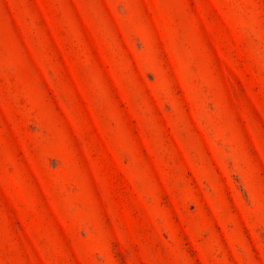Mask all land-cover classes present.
Listing matches in <instances>:
<instances>
[{"label":"rangeland","instance_id":"obj_1","mask_svg":"<svg viewBox=\"0 0 264 264\" xmlns=\"http://www.w3.org/2000/svg\"><path fill=\"white\" fill-rule=\"evenodd\" d=\"M0 264H264V0H0Z\"/></svg>","mask_w":264,"mask_h":264}]
</instances>
